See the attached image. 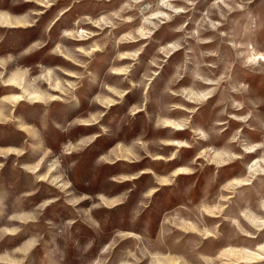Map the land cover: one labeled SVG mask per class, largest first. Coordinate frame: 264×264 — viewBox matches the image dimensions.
I'll return each instance as SVG.
<instances>
[{
    "label": "rangeland",
    "instance_id": "rangeland-1",
    "mask_svg": "<svg viewBox=\"0 0 264 264\" xmlns=\"http://www.w3.org/2000/svg\"><path fill=\"white\" fill-rule=\"evenodd\" d=\"M255 52L264 0H0V264H264Z\"/></svg>",
    "mask_w": 264,
    "mask_h": 264
},
{
    "label": "bare ground",
    "instance_id": "bare-ground-1",
    "mask_svg": "<svg viewBox=\"0 0 264 264\" xmlns=\"http://www.w3.org/2000/svg\"><path fill=\"white\" fill-rule=\"evenodd\" d=\"M11 21V20H10ZM262 57H264V52H255V58L256 59H262ZM264 60V59H263ZM12 100H21L23 97L21 96V95H14V96H11L10 97ZM179 127L180 128H182L181 127V125H179ZM257 162L258 161H256L254 164H252L251 166H250V170H252V169H254V167H255V165L257 164Z\"/></svg>",
    "mask_w": 264,
    "mask_h": 264
},
{
    "label": "clouds",
    "instance_id": "clouds-1",
    "mask_svg": "<svg viewBox=\"0 0 264 264\" xmlns=\"http://www.w3.org/2000/svg\"><path fill=\"white\" fill-rule=\"evenodd\" d=\"M209 83H211V81H209ZM104 131H105V132H107V129L105 128V129H104ZM93 139H95V137H93ZM81 143H84V142H83V141H81ZM100 159H104V157H103V156H101V157H100ZM108 203H110V204H113V205H114V204L116 203V201H110V202H108ZM17 251H19V249H17Z\"/></svg>",
    "mask_w": 264,
    "mask_h": 264
},
{
    "label": "snow or ice",
    "instance_id": "snow-or-ice-1",
    "mask_svg": "<svg viewBox=\"0 0 264 264\" xmlns=\"http://www.w3.org/2000/svg\"><path fill=\"white\" fill-rule=\"evenodd\" d=\"M82 51V50H81ZM262 59H264V57H262ZM183 171V170H182Z\"/></svg>",
    "mask_w": 264,
    "mask_h": 264
}]
</instances>
